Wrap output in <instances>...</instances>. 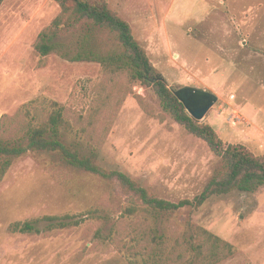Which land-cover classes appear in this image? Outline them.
Masks as SVG:
<instances>
[{"label":"rangeland","instance_id":"374dc122","mask_svg":"<svg viewBox=\"0 0 264 264\" xmlns=\"http://www.w3.org/2000/svg\"><path fill=\"white\" fill-rule=\"evenodd\" d=\"M86 1L105 3L129 25L169 89L217 97L199 124L210 125L224 145L264 156V0ZM59 15L54 0L0 2L1 139L24 144L29 129L59 111L62 142L96 166L126 175L153 197L192 201L223 171L221 159L163 111L150 86L125 71L70 61L85 37L108 42L89 24L73 20L51 40L55 52L40 57L38 37ZM129 205L115 181L58 154L12 158L0 178V264H264V186L160 216L139 209L126 217ZM63 216L81 222L40 235L10 229ZM108 227L111 241L106 233L95 237ZM202 230L219 241H206ZM156 235L161 251L153 255Z\"/></svg>","mask_w":264,"mask_h":264},{"label":"trees","instance_id":"16d2710c","mask_svg":"<svg viewBox=\"0 0 264 264\" xmlns=\"http://www.w3.org/2000/svg\"><path fill=\"white\" fill-rule=\"evenodd\" d=\"M54 1L60 7V15L52 22L51 27L39 35L35 45L39 56L45 58L55 52L56 45L51 43V40L56 38L62 28L68 27L73 20L87 23L91 30L96 29L99 33L107 35L108 42L102 45L98 43L97 36L85 37L83 46L70 58V61H92L99 63L106 70L125 71L132 81L150 86L163 111L168 113L172 120L183 127L187 133L203 141L209 150L221 159L223 171L213 175L202 192L192 201L182 200L172 203L153 197L126 175L116 171L105 172L94 164L92 157L83 155L72 146L64 144L59 130L61 114L58 111L49 117V124L29 129L24 144L10 143L0 137V178L8 170L12 158L20 157L29 151L58 154L62 161L71 167L106 181H115L130 203L124 210L126 217L135 216L139 209L156 216L176 213L186 207L198 209L213 196L226 195L235 190L251 192L264 186V156H254L241 145H224L210 125L199 124L189 117L182 104L177 101L162 77L151 65L145 50L134 40L129 25L110 11L105 3H89L86 0ZM93 216L98 220L103 219L97 212H93ZM80 222L81 220H74L70 216L43 217L14 223L10 229L14 233L40 235L43 232L64 229L70 225L77 226ZM112 231L111 227L99 228L95 237L102 238L106 233V239L111 241ZM201 235L205 236L206 241H219L206 231L202 230ZM143 240L142 238L140 242ZM161 240L162 236H153L149 243V246L153 245L150 247L151 254L160 253ZM223 246L230 248L227 244Z\"/></svg>","mask_w":264,"mask_h":264},{"label":"water","instance_id":"95a60500","mask_svg":"<svg viewBox=\"0 0 264 264\" xmlns=\"http://www.w3.org/2000/svg\"><path fill=\"white\" fill-rule=\"evenodd\" d=\"M171 92L182 104L185 113L197 122L203 120L207 112L217 102V97L205 89L182 87L171 90Z\"/></svg>","mask_w":264,"mask_h":264}]
</instances>
